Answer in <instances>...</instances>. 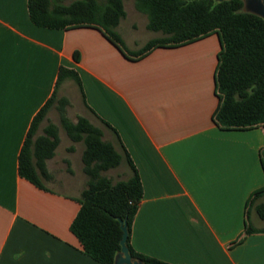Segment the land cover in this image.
<instances>
[{
	"label": "crops",
	"instance_id": "0c3cea01",
	"mask_svg": "<svg viewBox=\"0 0 264 264\" xmlns=\"http://www.w3.org/2000/svg\"><path fill=\"white\" fill-rule=\"evenodd\" d=\"M120 24L130 51L162 37L155 32L139 43ZM220 50L212 35L130 60L97 29L40 28L28 0H0V264H99L70 229L88 184L83 142L59 129L56 154L46 163L47 190L19 174L28 131L53 96L61 67L75 70L82 84L66 80L57 89L69 101L67 117L88 119L123 155L108 171L117 180L106 175L129 180L127 154L139 173L144 197L130 236L136 252L169 264H264V233L234 244L247 214L264 228L257 211L264 194L252 201L264 188V127L222 130L214 123ZM74 84L80 104L72 99Z\"/></svg>",
	"mask_w": 264,
	"mask_h": 264
},
{
	"label": "trees",
	"instance_id": "16d2710c",
	"mask_svg": "<svg viewBox=\"0 0 264 264\" xmlns=\"http://www.w3.org/2000/svg\"><path fill=\"white\" fill-rule=\"evenodd\" d=\"M28 0L32 22L50 30L94 28L99 30L126 58L140 60L157 48H176L217 35L218 53L214 81L219 104L213 114L214 123L222 130H250L264 127V19L244 10L242 0H134L136 9L148 18V30L162 33L139 51H130L117 28L126 17L123 0ZM77 53L75 59L78 60ZM66 80L82 87L79 74L61 67L56 89L50 100L34 117L19 156V174L39 189L47 190L51 178L47 161L52 159L60 143L59 126L49 122L39 135L50 110L56 106L61 127L75 143L83 142L84 172L87 188L76 199L80 210L71 224V232L79 240L86 255L99 264H115L121 251L123 230L128 227L127 246L133 259L143 264H169L136 252L130 243L134 220L144 197L141 178L132 160L127 159L133 176L114 183L106 172L119 167L123 155L103 139V132L88 119L71 121L66 114L69 101L58 98L57 89ZM264 167V159H262ZM264 188L253 195L255 202ZM252 202V203H253ZM264 220V204L257 206ZM245 234L264 233L254 227L246 215Z\"/></svg>",
	"mask_w": 264,
	"mask_h": 264
},
{
	"label": "rangeland",
	"instance_id": "374dc122",
	"mask_svg": "<svg viewBox=\"0 0 264 264\" xmlns=\"http://www.w3.org/2000/svg\"><path fill=\"white\" fill-rule=\"evenodd\" d=\"M73 0H66L65 3L69 4ZM125 3V9L127 11V18L125 20L121 21V27L126 30V34H128L130 37H136L139 43L146 42L156 36H158L157 33L149 31L147 27L148 19L147 17L138 12L135 8V4L133 0H124ZM135 25L136 29H133L132 26ZM73 100L80 104L82 102L80 92L78 90V87L74 84L73 85ZM68 107V106H67ZM67 114V113H66ZM73 119L76 117L72 116ZM53 122L56 125L59 126L61 130V116L60 112L58 111L57 107H53L51 113L49 114V118L42 124L41 130L39 133L43 132V127L46 126L49 122ZM108 176L112 177L114 180H117L116 172H108L106 173ZM252 212H254V208H252Z\"/></svg>",
	"mask_w": 264,
	"mask_h": 264
},
{
	"label": "water",
	"instance_id": "95a60500",
	"mask_svg": "<svg viewBox=\"0 0 264 264\" xmlns=\"http://www.w3.org/2000/svg\"><path fill=\"white\" fill-rule=\"evenodd\" d=\"M217 2H224L230 0H216ZM244 3V10L248 13H252L260 16L264 19V0H242ZM121 222V228L123 230V238L121 241V251L117 254L115 258V264H143L139 260L132 258L129 248L127 246V241L129 237L127 225Z\"/></svg>",
	"mask_w": 264,
	"mask_h": 264
}]
</instances>
